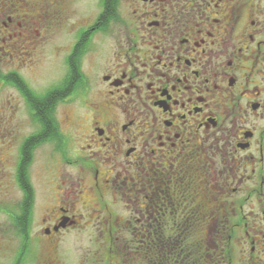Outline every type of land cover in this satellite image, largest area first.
<instances>
[{
  "label": "flooded vegetation",
  "instance_id": "obj_1",
  "mask_svg": "<svg viewBox=\"0 0 264 264\" xmlns=\"http://www.w3.org/2000/svg\"><path fill=\"white\" fill-rule=\"evenodd\" d=\"M53 6L0 0V93L15 114ZM81 32L92 80L64 113L74 147L54 143L42 237L59 251L69 230L104 234L97 264H264V0H100L70 53ZM15 135L0 127V214L21 198L17 227L33 233L35 154L26 163L31 135Z\"/></svg>",
  "mask_w": 264,
  "mask_h": 264
},
{
  "label": "rangeland",
  "instance_id": "obj_2",
  "mask_svg": "<svg viewBox=\"0 0 264 264\" xmlns=\"http://www.w3.org/2000/svg\"><path fill=\"white\" fill-rule=\"evenodd\" d=\"M52 1L54 6L51 10V20L46 28H39L40 36L35 41L38 51L35 54L37 66L31 72L30 86L38 94L58 85L65 78L67 66L64 59L70 53L77 32L99 11L100 2V0ZM95 46L93 43L91 48ZM93 56L94 54H91L85 59V75L90 80H92L90 64L93 62ZM9 92L7 90L0 93V127L4 126L5 129L14 127L16 146H19L26 137L38 131L39 125L33 120L28 107H25L23 102L19 105L16 114L7 105H3L6 104V94ZM79 96L80 92L70 97L65 105L57 108L66 152H70L74 147L76 130L73 122H67L64 113L71 114L74 108L83 109L84 104L81 100L76 101L80 99ZM1 109L2 112L7 113L5 117ZM54 147V143L45 144L34 153L31 169L37 187V198L32 206L34 232L32 233V230L28 232L27 240L17 227L18 221L15 223L13 217L20 214L18 205L21 198H4V214H0V220L3 219L4 223V230L0 231V264H16L22 252L24 260L21 264H97L98 249L106 243V235L95 231L69 230L60 237L59 251H54L49 240L41 235V224L49 205V199L45 197L46 176L60 164L59 155L54 152ZM117 236L119 242H125L127 239L126 235Z\"/></svg>",
  "mask_w": 264,
  "mask_h": 264
},
{
  "label": "trees",
  "instance_id": "obj_3",
  "mask_svg": "<svg viewBox=\"0 0 264 264\" xmlns=\"http://www.w3.org/2000/svg\"><path fill=\"white\" fill-rule=\"evenodd\" d=\"M101 1L102 5L108 4V0ZM115 2L117 9L119 0H115ZM101 18L102 16L100 17V19ZM84 34L85 33L83 32L79 33L78 42L73 47L71 53L68 56V72L65 78H63V80L58 85L56 84L50 87L46 92L42 94L36 93L25 82H22L18 86L20 93L24 96L28 104V108L33 117V120H35V122L39 125L38 131L31 135L29 138H26L23 142L22 155L24 156L25 148H27V152L29 155L26 163H32L34 152L39 146L47 142H53L60 146L63 142V135L56 117L57 108L67 98H70L72 95L76 94L88 85L87 77L83 71V59L89 51V43H82ZM79 49L81 51L78 54ZM76 56L77 64L74 67L72 66V61ZM19 179L20 182L23 183L20 177ZM21 186H23V184H21ZM24 203H26L24 210L32 213L31 210L33 208V198H24ZM13 217L15 219L14 222L16 223L19 219V216L13 215ZM21 232L24 234V236H26L27 240L29 237L27 229L23 228ZM23 255V252L19 254L16 264L22 263V261L24 260Z\"/></svg>",
  "mask_w": 264,
  "mask_h": 264
}]
</instances>
